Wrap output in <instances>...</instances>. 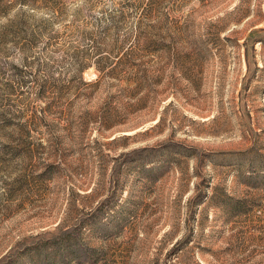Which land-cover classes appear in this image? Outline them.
<instances>
[{"label": "rangeland", "instance_id": "1", "mask_svg": "<svg viewBox=\"0 0 264 264\" xmlns=\"http://www.w3.org/2000/svg\"><path fill=\"white\" fill-rule=\"evenodd\" d=\"M0 264H264V0H0Z\"/></svg>", "mask_w": 264, "mask_h": 264}, {"label": "trees", "instance_id": "2", "mask_svg": "<svg viewBox=\"0 0 264 264\" xmlns=\"http://www.w3.org/2000/svg\"><path fill=\"white\" fill-rule=\"evenodd\" d=\"M153 45L154 40L150 39L147 45L141 49V53L148 50L150 52L154 51L156 48ZM109 57L110 55H102L95 60L84 58L81 63V71L77 70V76L69 81L70 83L78 82L83 88L91 90L89 93L75 94V99H93L103 85L110 84L111 87L120 88L118 94L110 96V100L116 101V99L125 97L127 100L131 99L132 103L127 102V107L111 109L108 108L110 102L107 99L106 107L100 113L106 118L110 119L112 117L114 122L120 124L124 123L131 114L145 109L144 100L148 97V93L145 94V92H151L158 82L155 81L152 68L143 62L142 56L139 54H124L123 56H118L117 61H112ZM88 67H92L97 75L95 79L90 81H86L82 77L83 70ZM72 87L75 88L74 86Z\"/></svg>", "mask_w": 264, "mask_h": 264}]
</instances>
